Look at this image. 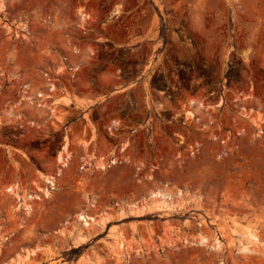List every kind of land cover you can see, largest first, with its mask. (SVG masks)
<instances>
[{
	"label": "rangeland",
	"instance_id": "1",
	"mask_svg": "<svg viewBox=\"0 0 264 264\" xmlns=\"http://www.w3.org/2000/svg\"><path fill=\"white\" fill-rule=\"evenodd\" d=\"M0 264H264V0H0Z\"/></svg>",
	"mask_w": 264,
	"mask_h": 264
},
{
	"label": "built area",
	"instance_id": "2",
	"mask_svg": "<svg viewBox=\"0 0 264 264\" xmlns=\"http://www.w3.org/2000/svg\"><path fill=\"white\" fill-rule=\"evenodd\" d=\"M42 97H43V96H42V93H40L39 96H38V98H40L39 100H41ZM38 103H39L40 105L42 104L41 101H39Z\"/></svg>",
	"mask_w": 264,
	"mask_h": 264
},
{
	"label": "bare ground",
	"instance_id": "3",
	"mask_svg": "<svg viewBox=\"0 0 264 264\" xmlns=\"http://www.w3.org/2000/svg\"><path fill=\"white\" fill-rule=\"evenodd\" d=\"M90 217H92V216H90Z\"/></svg>",
	"mask_w": 264,
	"mask_h": 264
}]
</instances>
